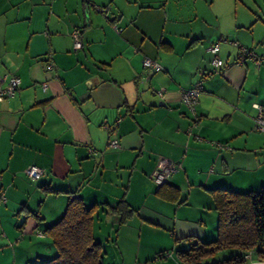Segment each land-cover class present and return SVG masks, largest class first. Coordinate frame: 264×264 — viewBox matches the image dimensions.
Wrapping results in <instances>:
<instances>
[{
    "label": "crops",
    "instance_id": "obj_1",
    "mask_svg": "<svg viewBox=\"0 0 264 264\" xmlns=\"http://www.w3.org/2000/svg\"><path fill=\"white\" fill-rule=\"evenodd\" d=\"M253 1L0 0V88L1 77L21 79L0 101V264L53 257L47 229L72 192L96 205L98 237L116 240L105 264H178L186 237L216 236L214 189L264 187L254 106L264 105V63L234 62L233 42L264 56V0ZM215 43L228 65L203 78ZM199 81L195 123L182 91ZM159 157L181 164L163 188L152 179ZM31 164L45 171L36 182L24 172ZM123 200L136 210L121 224ZM160 253L172 256L154 261Z\"/></svg>",
    "mask_w": 264,
    "mask_h": 264
},
{
    "label": "trees",
    "instance_id": "obj_2",
    "mask_svg": "<svg viewBox=\"0 0 264 264\" xmlns=\"http://www.w3.org/2000/svg\"><path fill=\"white\" fill-rule=\"evenodd\" d=\"M108 10L107 7H103L102 11L97 9L98 12L104 15H107ZM113 24L115 31L121 33L122 28L115 23ZM233 43L238 48L234 60L235 63H237L238 55L243 50L255 52L253 49L238 42ZM246 58L243 63L251 59ZM157 63L159 62L157 61ZM263 63L259 66L257 65V67H261ZM227 65L224 62L222 69L226 68ZM160 66L161 69L158 71L144 67L158 73L163 70L161 64ZM211 66L210 70L204 72L203 78L218 73L213 72L210 74V72L214 71L212 64ZM197 105L195 111L190 110L185 105L192 114H195V123L199 118L196 116ZM26 169L24 171L25 174ZM42 175L36 179H31L26 174L27 178L32 182H36ZM152 179L155 182L153 176ZM169 181L170 179L162 184L155 183L163 188L169 185ZM44 190L54 193L60 192L51 187H45ZM214 193L215 209L218 212L216 236L208 241L193 236L186 237L188 244L185 247L178 246L175 251L178 264H252L255 261H264V187L257 191L214 189ZM6 201L5 193L3 191L0 192V204L6 203ZM134 210L136 209L128 201L123 200L119 202L115 212L119 214L120 223L123 224L130 218ZM95 211L96 205L88 207L77 192L69 193L64 215L47 229L52 236L56 253L50 259L41 260L35 264H105L107 245L110 242L115 243L116 240L112 239V241L105 242L95 233ZM248 255H251V258ZM170 256L172 254L160 253L154 261L169 259ZM144 262L149 263L148 261ZM138 263H141V261H138Z\"/></svg>",
    "mask_w": 264,
    "mask_h": 264
},
{
    "label": "built area",
    "instance_id": "obj_3",
    "mask_svg": "<svg viewBox=\"0 0 264 264\" xmlns=\"http://www.w3.org/2000/svg\"><path fill=\"white\" fill-rule=\"evenodd\" d=\"M99 11H102V8H97ZM72 36L74 38V46L75 49H81L83 46V41L81 38L80 33L77 30H74L72 32ZM210 52L212 53V60L211 64L213 65L214 71L210 72L212 74L213 72H219L224 67L223 60L218 56L219 51V44H213L209 48ZM251 58V60H254L256 64L259 66L262 61L264 60V56H260L255 52L252 51H246L243 50L241 54L238 55L237 63L241 64L243 63V60L245 58ZM246 58V59H247ZM143 64L145 67L160 70L161 66L159 63H157L156 60L151 58H145L143 61ZM1 81L6 82L4 87L0 88V101H3L6 98L14 97L21 85V79L17 75H6L4 77H1ZM43 88H47V83H43ZM203 89V81L197 82L191 89L183 90L182 91V100L183 103L190 108V110L195 111V107L199 102V96ZM156 93L158 96L163 99L166 95V89L160 88L156 90ZM255 108L258 111L257 117H256V123H255V129L260 132L264 133V105L256 103L254 104ZM109 146L112 148H119L120 143L116 138H112L109 142ZM181 167V164L178 162H174L166 157H159L157 161V165L153 174V178L157 184H162L165 181L169 180L175 172L179 170ZM44 173V169L41 167L33 164L29 166L26 169V174L31 179H36L40 175ZM249 258H251V255H248ZM252 264H264V261H255Z\"/></svg>",
    "mask_w": 264,
    "mask_h": 264
},
{
    "label": "rangeland",
    "instance_id": "obj_4",
    "mask_svg": "<svg viewBox=\"0 0 264 264\" xmlns=\"http://www.w3.org/2000/svg\"><path fill=\"white\" fill-rule=\"evenodd\" d=\"M246 2L248 3V4H253L252 2H254L253 0H246ZM202 77V76H201ZM207 78H209V77H207ZM205 80V79H204ZM153 263V262H152ZM135 264H151V263H145L144 261H141V263H138V262H135Z\"/></svg>",
    "mask_w": 264,
    "mask_h": 264
},
{
    "label": "water",
    "instance_id": "obj_5",
    "mask_svg": "<svg viewBox=\"0 0 264 264\" xmlns=\"http://www.w3.org/2000/svg\"><path fill=\"white\" fill-rule=\"evenodd\" d=\"M162 104V103H161Z\"/></svg>",
    "mask_w": 264,
    "mask_h": 264
}]
</instances>
